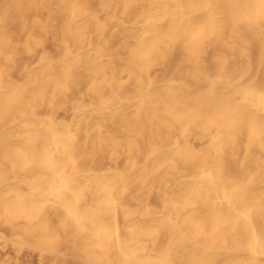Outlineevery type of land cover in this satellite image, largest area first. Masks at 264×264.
Instances as JSON below:
<instances>
[{
  "label": "bare ground",
  "instance_id": "1",
  "mask_svg": "<svg viewBox=\"0 0 264 264\" xmlns=\"http://www.w3.org/2000/svg\"><path fill=\"white\" fill-rule=\"evenodd\" d=\"M1 1L20 18L70 2ZM100 1L141 52L125 67L133 97L92 87L108 100L90 116L54 108L90 78L68 42L80 19L57 18L58 59L17 67L0 16V219L22 229L14 264L27 237L46 264H264V0ZM102 54L87 53L99 66ZM111 140L127 143L128 165L105 168Z\"/></svg>",
  "mask_w": 264,
  "mask_h": 264
},
{
  "label": "rangeland",
  "instance_id": "2",
  "mask_svg": "<svg viewBox=\"0 0 264 264\" xmlns=\"http://www.w3.org/2000/svg\"><path fill=\"white\" fill-rule=\"evenodd\" d=\"M69 1V5H65V12H63L59 6L53 7L52 4L48 5L41 2L37 5L35 4L36 6H34L33 10L29 12L25 18H20L15 10L17 6L12 8L11 5H6L5 1L0 0V16L6 20L4 35L9 38L11 44L16 45L15 55L17 56V67L25 65L29 67L35 66L38 63L40 55L43 53L46 54L50 60L58 59L60 56V44L55 40L54 36L55 32L59 31L58 33H60L61 30V20L59 21V19H69V17H74L75 21L80 19V29H73L71 36L68 37V42L72 50L71 56L76 57L78 54L83 53V55H80L83 62L84 60L88 61L87 72L90 78L86 81H81L79 79L75 82H73L74 80L69 81L67 83L69 92L55 101V109L58 108L61 102H64V112L62 115L67 116L68 119L74 117L78 108L85 107L89 109L86 116H90L96 114L98 109L103 107V104L108 99H105V101H103L104 103H101L94 98L87 97V92L92 87H97L106 91L111 87V82H113L126 90V92H120V97H133V79L130 77L129 73L125 71V67L129 65L128 55L131 49L141 52L138 47H131V43L127 42L128 38L124 30L112 19L110 15L111 12L102 6L100 0ZM54 8L60 12L58 15L52 13ZM136 8L140 11L144 6L140 5ZM57 18H59L58 22ZM35 19L43 23L49 22L50 19L52 23L44 28L33 24ZM55 21L57 23H54ZM24 23H26L25 26H21L24 25ZM102 28H104V30H102ZM28 35H31L32 39L38 42V44H32L31 53L26 50V45L24 44ZM225 40H232L231 36L228 35ZM2 49L4 50V47L0 44V50ZM89 49H94V51L99 49L103 51L102 55H104L105 61L103 66L97 65L92 60V56L87 55ZM151 55L159 54L153 52ZM237 55L245 54L238 53ZM153 60L156 64H159V59L155 58ZM244 60V58L238 57L240 63H243ZM108 64H113L114 69L107 67ZM95 67H97V71L100 72L98 75H95ZM159 68L160 67L152 68L151 72L153 74L157 73ZM109 133L112 136H118V129L112 127L109 129ZM106 144L108 155L113 154L115 158L108 160L105 168L114 166L117 163H123L124 166L128 165L125 163L127 153L126 142L120 143L119 141L111 140ZM117 153L120 154L118 159L116 158ZM163 201V198H159L156 194H153L149 202L159 207ZM0 223L2 224L0 227V251L3 250L2 258L9 255L11 257L10 264H14L16 259L14 246H16L15 242L22 233V229L11 228L3 219H0ZM21 248L22 252H20V259L22 264H46L40 258L41 253L34 248L32 238L27 237L25 244L21 245Z\"/></svg>",
  "mask_w": 264,
  "mask_h": 264
}]
</instances>
